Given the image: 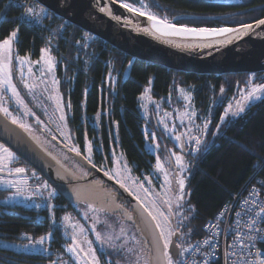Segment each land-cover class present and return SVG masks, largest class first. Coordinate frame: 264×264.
<instances>
[{
    "label": "trees",
    "instance_id": "trees-1",
    "mask_svg": "<svg viewBox=\"0 0 264 264\" xmlns=\"http://www.w3.org/2000/svg\"><path fill=\"white\" fill-rule=\"evenodd\" d=\"M115 1L133 6L142 1L144 4L139 5L145 7L149 14L188 27H238L264 19V0ZM29 8L33 11L29 12ZM14 30L18 31L15 45L19 55H30L36 59L48 46L57 57L60 92L71 104L69 125L76 140L82 144L86 138L96 143L101 140L108 152L110 145L117 144L118 139L121 152L138 174L149 173L156 162V156L145 147L146 137L151 131L145 128L146 121L141 118L138 108V98L151 78L154 97L164 99L171 96L175 103L178 88H189L198 110L202 107L203 97L212 103L219 88H229L236 98L241 88L264 81L253 79L250 74L198 76L152 66L128 58L35 1L0 0V39L9 37ZM130 63L129 75L124 79ZM217 78L219 83L215 81ZM108 88L114 90L113 95L107 93ZM100 110V127L97 128L94 116ZM202 113L204 111L197 114L196 126L204 125L200 117ZM220 116L212 113L207 118L211 123L206 127L204 147L199 152L198 167L190 181L189 203L193 206V216L181 230L185 234L190 233L192 243L202 236L205 222L243 187L257 168V176L262 179L264 187V97L248 105L238 118L226 121L217 132ZM148 124L158 130L153 120ZM85 125L87 131L84 132ZM159 138L164 147H168L167 142ZM108 158L110 160V152ZM24 165L28 166L27 163ZM53 201L54 221L48 207H0V240L19 241L24 233L36 238L52 231L50 249L54 250L52 254L44 255L20 253L0 246V264H49L58 254H61V259L75 264L63 246L69 242L61 227L63 218L74 209L62 193ZM97 253L101 264H116L120 259L113 255L107 259L106 254Z\"/></svg>",
    "mask_w": 264,
    "mask_h": 264
},
{
    "label": "rangeland",
    "instance_id": "rangeland-1",
    "mask_svg": "<svg viewBox=\"0 0 264 264\" xmlns=\"http://www.w3.org/2000/svg\"><path fill=\"white\" fill-rule=\"evenodd\" d=\"M123 3L136 11L149 14L145 7L140 6L142 3L137 6ZM5 39L11 41L7 50L3 46ZM5 39H0V109L7 108L11 116H7L2 110L0 115L13 124L52 165L57 177L43 179L35 172H28L24 165H17L18 156L0 142V146L7 149V152L0 150V207H48L51 220L54 221L53 199L62 193L74 209L63 218L61 227L69 242L63 243V246L75 264H101L97 251L106 254L107 259H111L112 255L119 256L116 264H150L151 246L139 218L129 203L116 190L107 186L108 179L124 189L148 214L151 213L150 217L156 226L159 225L157 228L164 246L167 242L165 248L168 264V257H171L168 246L174 233L172 226L176 224L177 228H183L193 216V206L189 203L190 196L186 197L183 177L189 163L181 144H196L201 134L202 141L206 139V127L211 123L207 119L209 114L202 113L200 117L204 125L196 126L198 111L192 89L178 88L175 103L171 96L157 99L153 96L151 78L138 98L139 113L146 121L145 126L152 123V120L158 126V130H150L151 134L146 137L145 143L146 149L156 156L151 174L143 172L139 175L134 170L121 152L117 139L116 147L114 144L110 145V160L107 157L104 159L99 176L91 169L95 168L94 145L88 138L84 144H78L69 126L72 107L60 92L58 59L51 48L44 47L40 56L33 59L30 55L22 56L17 53L16 37L10 35ZM20 59L25 62L20 64ZM130 67L131 63L128 64L124 79L128 77ZM252 75L253 79L264 80V73ZM6 76L8 83L4 82ZM12 87H15L18 95L13 94ZM237 92L238 96L229 99L225 104V111L221 113V116L226 117L223 124L238 118L248 105L257 103L264 97V81L241 88ZM107 93L113 95L114 90L108 88ZM101 113L100 110L94 116L97 128ZM61 116H64L63 120L60 119ZM12 117H16L18 122L13 123ZM220 118L218 126L222 123ZM21 124L25 127H21ZM159 136L167 142L168 147L162 145ZM73 148L77 150L73 151ZM97 150L101 152L99 146ZM177 157L181 158L179 164ZM171 163L179 169L178 181H184L183 195L179 183L176 188L172 184V176L168 170ZM16 168H24L25 172L17 173ZM5 182H10L11 186L6 188ZM44 185L47 187H43ZM53 191L55 196L49 197L48 193ZM41 237H44L42 243ZM52 239V231L36 238L24 233L19 241L0 240V246L20 253L50 255L54 252L50 249ZM191 243L190 233H184L179 243L181 255ZM49 264L73 262L61 259V254H58Z\"/></svg>",
    "mask_w": 264,
    "mask_h": 264
},
{
    "label": "water",
    "instance_id": "water-1",
    "mask_svg": "<svg viewBox=\"0 0 264 264\" xmlns=\"http://www.w3.org/2000/svg\"><path fill=\"white\" fill-rule=\"evenodd\" d=\"M32 1L85 33L102 40L128 58L152 66L198 76L264 73V25H259L258 22L251 24V28L247 29L239 41L217 47L189 49L172 46L141 30L134 24L135 21L142 19L141 15L130 7H124L123 2L115 0H63L62 3L61 0ZM103 9H109L111 14ZM222 96V93L218 96L215 107L220 104ZM0 141L44 177H57L52 165L33 148L13 124L1 115ZM91 169L96 171L93 167ZM106 182L111 183L113 189L130 203L138 216L151 246L150 264H166L165 246L150 215L137 201L128 196L124 189L108 179ZM179 241L180 234L177 233L168 247V253L175 264L181 256ZM177 253H179L178 256Z\"/></svg>",
    "mask_w": 264,
    "mask_h": 264
},
{
    "label": "built area",
    "instance_id": "built-area-1",
    "mask_svg": "<svg viewBox=\"0 0 264 264\" xmlns=\"http://www.w3.org/2000/svg\"><path fill=\"white\" fill-rule=\"evenodd\" d=\"M202 139L201 134L199 144ZM258 171L205 222L202 236L177 264H264V187Z\"/></svg>",
    "mask_w": 264,
    "mask_h": 264
},
{
    "label": "flooded vegetation",
    "instance_id": "flooded-vegetation-1",
    "mask_svg": "<svg viewBox=\"0 0 264 264\" xmlns=\"http://www.w3.org/2000/svg\"><path fill=\"white\" fill-rule=\"evenodd\" d=\"M142 3V1H141ZM144 4V3H142ZM216 82H220V80L217 78L215 79ZM235 92V91H234ZM223 94L222 98H221V102L219 105H217L215 107V103H216V100L218 98V96L220 94ZM232 92L229 91V88H219L218 89V92L216 94V96L214 97L213 99V102L211 103L210 102V99H207L206 97H203L202 101V107L199 108L200 110L197 109L198 112L200 111H204V113L206 114H212V113H216V114H221L225 111V107H224V104L225 102H227L230 98H231V95ZM231 95V96H230ZM230 96V97H229ZM229 97V99H228ZM233 98H235L234 96H232ZM209 102V103H208ZM101 109V108H100ZM71 116V115H70ZM155 122V121H154ZM70 126V125H69ZM89 127V125H88ZM100 127V126H99ZM145 128L147 130H151L152 127L150 124L146 125ZM83 130L84 132L87 131V126L85 125L83 127ZM1 142V141H0ZM91 144L94 145V148H93V159L95 161V174L96 175H99L101 176V174L99 173V169L101 168V165L104 161V159L107 157V159L109 160L108 158V152L110 151H106V144H104L101 140L96 143L94 142V140H90ZM2 143V142H1ZM78 144H82L81 142L77 141ZM85 143V142H84ZM83 143V144H84ZM95 143L97 145V147L99 146L101 148V152L100 150H97V147H95ZM3 144V143H2ZM115 147L117 146V144H114ZM163 145V144H162ZM164 146V145H163ZM204 147V140L201 142V144H181V148H182V152L184 153V155L186 156L187 158V161L189 163V168L188 170L184 171V174H183V177H184V180H185V183H186V197L187 195H189V187H190V181L194 175V173L196 172V169L198 167V155H199V152L200 150ZM150 151V150H149ZM150 153L152 154V152L150 151ZM163 153H161L162 155ZM194 155V156H193ZM193 156V157H192ZM192 158V161H190V159ZM21 158L18 157V161H17V165H24V163H26L24 160L21 159V161L19 160ZM170 160L172 161L171 157H170ZM110 163V161H109ZM28 164V163H27ZM27 169H28V172H35L36 175H38L39 177L45 179L46 177H44L43 175H41L40 173H38L34 168H32L29 164L28 166L24 165ZM194 167V170H192V168ZM171 176H172V184L174 186V188L177 187L178 185V175H179V169L174 165V163H171V167L169 166L168 168ZM152 172V169L149 173L147 174H151ZM143 173V172H142ZM141 173V174H142ZM139 174V175H141ZM107 186L110 187V188H113L112 187V184L111 183H107ZM173 224V223H172ZM172 228L174 229V233L171 237V240L172 238L177 234L179 233L180 234V241L179 243L181 242L182 240V236L184 234V231H182V227L180 228H177L176 224H174L172 226ZM170 245V244H169ZM169 247V246H168ZM166 250V248H165ZM167 253V252H166Z\"/></svg>",
    "mask_w": 264,
    "mask_h": 264
},
{
    "label": "bare ground",
    "instance_id": "bare-ground-1",
    "mask_svg": "<svg viewBox=\"0 0 264 264\" xmlns=\"http://www.w3.org/2000/svg\"><path fill=\"white\" fill-rule=\"evenodd\" d=\"M138 12L140 15L141 13H143L140 11ZM149 16H153V15L143 13V15H141L142 19L135 21L134 24L144 32L150 34L151 36H154L159 40L167 44H170L172 46L182 47V48L198 49V48L222 46L225 44H229L241 40L245 32L247 31L244 27H238V28L227 27L230 29H234L235 31L226 32L219 35L194 34V33L186 32L185 29L186 28L200 29V28L176 26L174 24H169L165 20H162L158 17H156L157 18L156 20H149L148 19ZM168 25H174L175 27L170 28L167 27ZM157 28H159V31L157 30ZM207 29H219V28H207ZM173 32L179 34H165V33H173ZM236 32L239 33L238 36L236 35Z\"/></svg>",
    "mask_w": 264,
    "mask_h": 264
},
{
    "label": "snow or ice",
    "instance_id": "snow-or-ice-1",
    "mask_svg": "<svg viewBox=\"0 0 264 264\" xmlns=\"http://www.w3.org/2000/svg\"><path fill=\"white\" fill-rule=\"evenodd\" d=\"M62 2H63V0H61V3ZM124 7L128 8L129 6L128 5H124ZM103 10L104 11H109V14H111L109 9H103ZM129 10H131V9H129ZM28 11L29 12H32L33 9L32 8H29ZM42 11H44V10L42 9ZM44 14L46 16V12ZM141 15H143V13H141ZM117 19H119V18H117ZM148 19L149 20H156L157 18L155 16H149ZM258 24L259 25H264V20H259L258 21ZM167 27L174 28L175 26L174 25H168ZM243 27L247 30V29H250L251 28V25H243ZM157 30L159 31V28H157ZM185 31L186 32H190V33H194V34H212V35H219V34H223V33H226V32H233L235 30L234 29L227 28V27H222V28H219V29H207V28L188 29V28H186ZM165 34H179V33L173 32V33H165ZM11 35H12V37H16L18 39V31H15L14 30L11 33ZM236 35L238 36L239 33L236 32ZM10 42L11 41L9 39L3 40V46L5 47L6 50L9 48ZM24 62L25 61L23 59H20V61H19L20 64H23ZM5 67H7V66L5 65ZM108 79H111V77H108ZM4 82L5 83H8L9 82V79H8L7 76L5 77ZM11 90H12L13 94L18 95V93H16L15 87H12ZM0 110H2L7 116H11V113L8 112V109L7 108H2ZM60 119L63 120L64 119V116H61ZM225 119H226V117L221 116L220 120H221L222 123H221V125L218 126L217 132L222 128L223 122L225 121ZM12 122L13 123H17L18 122L17 121V118L16 117H12ZM20 126L21 127H25V125H23V124H21ZM177 139H179V137H177ZM196 143L199 144L200 141L199 140H196ZM0 150H3L4 152H7V149L2 148V146H0ZM72 150L73 151H76L77 149L73 148ZM89 151H91V149H89ZM10 155H11V153H9V156ZM86 159H89V162H91L90 158H87L86 157ZM180 160H181V158L180 157H177V163L178 164L180 163ZM93 166H95V165H93ZM181 167H183V165H181ZM15 171L17 173H24L25 172V169L24 168H16ZM178 183H179V188L181 189V195H183V191L182 190L184 188V181L181 179V180L178 181ZM10 186H11L10 182H5V187L6 188L7 187H10ZM43 187H47V185H44ZM17 194H19V191L17 192ZM48 195H49V197H53V196H55V192L54 191L53 192H49ZM189 210H191V209H189ZM149 215H151V213H149ZM129 219H131V217H129ZM153 219H155V217H153ZM157 227H159V225H157ZM252 231L255 232L257 235H259V233H260L261 230L256 229L255 226L253 225ZM43 240H44V237H41L40 242L42 243ZM165 247H167V242L165 243ZM178 255H179V253H177V256ZM168 264H174V261H173V259L171 257H168Z\"/></svg>",
    "mask_w": 264,
    "mask_h": 264
}]
</instances>
